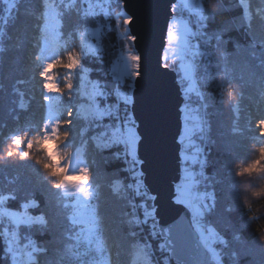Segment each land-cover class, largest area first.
Returning <instances> with one entry per match:
<instances>
[{
    "label": "snow or ice",
    "instance_id": "snow-or-ice-1",
    "mask_svg": "<svg viewBox=\"0 0 264 264\" xmlns=\"http://www.w3.org/2000/svg\"><path fill=\"white\" fill-rule=\"evenodd\" d=\"M22 2L0 0L4 5L0 38L8 35L9 24H15L23 14V33L18 32L8 39H15L17 47L26 38L30 41L29 57L34 56L36 85L40 89V115L38 119L26 118L20 123V113H29L32 102L25 104V93L14 88L20 98L14 117L16 125L0 134V143L9 141L0 161L18 157L21 164L28 162L47 196L42 201L37 199L35 191L24 196L18 195L16 190L0 192V262L42 264L43 259L44 264H53L49 258L52 251L57 257L55 264H119L120 242L130 239L133 264H159L154 259L151 240L162 238L158 250L163 254L164 264H171L173 258L176 264H185L178 252L184 251L189 238H195L196 247L204 257L202 264H239L241 253L233 247V240L244 243L245 255L261 241L248 244L236 232L230 239L210 218L220 208L217 184L226 193H235L238 205L245 209L251 208L250 197H264V181L259 187L244 184L242 189L239 183L264 176V116L256 118L255 128L251 127V120L247 129L239 128L242 91L234 92L226 73L217 78L205 70L201 75L198 60L211 64L212 54L202 50L200 44H192L191 39L197 36L213 39L205 30L206 21L219 13L221 6L216 5L209 11L203 0H171L169 5L171 15L166 21L158 67L175 73L181 96L177 106L181 120L176 141L178 175L169 189V202L178 211L172 223L159 226L157 203L160 197L147 183L144 161L139 156L144 137L141 134L143 121L137 113V84L143 79V58L129 46V42L138 39L127 27L133 17L125 11L115 12L117 17L123 16L122 24L118 20L117 27L125 37L122 47L126 54L121 52L111 61L109 81L101 82L88 78L91 70L85 61L93 57L103 62L101 37L106 23L101 22V16L105 20L112 18L111 0H29L30 7L21 10ZM238 5L245 26L251 29L250 0H238ZM123 7L124 0H118L116 8ZM181 14L186 15L180 18ZM255 14L264 19L260 8L255 9ZM73 16L75 21L71 20ZM192 17H195V31L191 26ZM229 30L217 31V47L223 32ZM88 36L95 37L96 43H86ZM257 43L264 48V40L253 41L252 47ZM4 51L0 41V53ZM57 67L67 73L62 84L54 75ZM86 81L90 92L85 88ZM23 83V80L17 81V84ZM209 87L227 89L222 95L235 117L232 135L247 133L246 144H260L256 148L258 155L245 165L236 164L235 169L231 161L238 157L211 137L207 112L210 105L204 91ZM260 96L264 100V91ZM89 149L99 154L105 164L120 165L106 172L111 177L109 190L121 202L112 228L115 239L106 234V218L100 205L102 185L97 179L98 172L88 162ZM213 149L222 152L224 160L219 161L220 167L210 177L207 168ZM121 173L126 175L121 176ZM12 202H16V207L10 206ZM53 210L54 215L61 218L59 235ZM223 210L231 213L233 208ZM247 219L251 221L253 217L249 215ZM228 227H231L230 221ZM145 229L146 236L142 235ZM262 231L264 224L257 228L258 233ZM45 235L52 239L35 238ZM53 242L61 247L50 250Z\"/></svg>",
    "mask_w": 264,
    "mask_h": 264
},
{
    "label": "trees",
    "instance_id": "trees-1",
    "mask_svg": "<svg viewBox=\"0 0 264 264\" xmlns=\"http://www.w3.org/2000/svg\"><path fill=\"white\" fill-rule=\"evenodd\" d=\"M117 2L118 0H111L112 7H115L118 11H124L123 8H116ZM210 2L211 0H203L205 8L209 11L213 8L209 6ZM214 3L215 7L216 5L221 6L220 11L215 16H212L210 20L206 21L205 29L213 39L209 41L204 36H197L196 38V44H200L203 49L208 50L212 54L211 64H208L204 59L198 60L201 75L204 74L205 70L213 73V76L217 78L226 73L228 79L231 80V86L234 92L238 94L242 91L243 93L238 127L247 129L249 127V121L251 120V127L255 128L256 118L264 116V100L260 96L261 91H264V48H261L258 43L253 48L252 42L264 40V19L259 18L255 14L256 8H260L262 13H264V0H250L253 15L251 29L245 26L246 22L242 16V9L238 5V0H214ZM3 7L4 5L0 3V15H2ZM26 7H30L29 0H23L20 4L21 10ZM116 18L117 16L115 17L113 15L111 19L105 20L101 16V22L106 23L107 21L108 23L103 29V35L101 37V44L104 48L103 62L93 57H89L85 61L86 66L91 70L88 77L91 80H99L101 82L109 81L110 63L116 58L117 49H119ZM71 20L75 21L76 17H71ZM24 21L25 17L21 14L15 24H9L7 29L8 35L0 38L5 48V51L0 53V134L7 133L16 125L14 117L18 111L17 105L20 103V98L13 90L14 88L25 93L23 101L25 104L29 101L32 102L29 113H20V123L23 124L26 118L38 119L40 115V109L38 107L40 103V89L36 85L34 56L29 57V52L31 51L30 41L26 38L21 46L17 47V41L15 39H8V36L15 37L18 32L23 33ZM256 22H258L260 31H255V26H257ZM237 27L239 30H236ZM224 29L230 30L223 32L222 40L219 47H217L215 35L217 31ZM89 41L92 44L96 43L95 37L92 36L86 37V43ZM76 44L77 46L79 45L78 40ZM77 50H79L78 47ZM66 74V71L61 67H57L54 73L58 77V82L61 84ZM18 80H23L24 83L17 84ZM85 88L87 91H91L87 81ZM226 90V88L217 89L215 87L204 89L208 95L207 103L210 105L207 112L209 113L208 119L211 122V137L217 140L221 146L232 150L235 156L238 157L231 161V165L235 169L236 164L245 165L255 158L258 155L256 148L260 144L259 142L255 144L249 142L246 144L247 133L244 136L232 135L231 129L235 117L230 112L223 98L222 93ZM31 135H35V133H31ZM256 135L258 136L259 133L257 132ZM8 143V140L0 143V156L4 154ZM87 159L98 172L97 179L102 185L100 205L101 211L106 218V234L112 239H115L116 234L112 232V228L115 227V221L118 219L121 202L110 192L109 181L111 177L106 175V172L110 173L120 165L115 163L105 164L100 155L96 154L92 149L88 150ZM222 160H224L223 153L213 149L209 156V166L207 168V174L210 177L214 175L215 169L220 167L219 161ZM17 164L21 166L17 168ZM222 170L226 171V169ZM124 175L126 174L121 173V176ZM262 181H264V176H256L251 181L242 180L239 183L242 189L244 184H249L250 187H259ZM9 190H16L20 196L35 191L37 199L42 201L47 196L44 189L39 185L35 171L28 167V162L21 164L18 157L0 161V192ZM216 190L217 194L221 197L219 202L220 208L217 214L210 219L216 222L218 228L227 232L230 239L233 232H236L248 244L257 242L259 240L257 228L264 224V197H250L249 203L251 208L245 209L238 205L235 193H226L219 184L216 185ZM10 206L13 208L16 207V202H12ZM229 206L233 208V211L231 213L224 212L223 209ZM249 215L253 217L251 221L247 219ZM52 217L56 220L57 235H59L61 218L54 215V210ZM228 221L231 222V227H228ZM157 231H159L158 227ZM146 234L147 229H145L142 235L146 236ZM35 238L42 241L52 239L49 235L36 236ZM161 242H163L162 238L159 240L153 238L151 240L154 249V259L159 264H164L163 254L158 250V245ZM130 245V239L121 240L119 264H133L134 256ZM58 247H61L58 242H53L49 245L50 250ZM233 247L241 253L239 264H264V245L259 244L256 248L251 249L247 255L244 254L246 246L243 242L238 243L233 240ZM49 258L55 264L57 257L54 252L50 251ZM42 264H44L43 259ZM171 264L176 263L172 260Z\"/></svg>",
    "mask_w": 264,
    "mask_h": 264
},
{
    "label": "water",
    "instance_id": "water-1",
    "mask_svg": "<svg viewBox=\"0 0 264 264\" xmlns=\"http://www.w3.org/2000/svg\"><path fill=\"white\" fill-rule=\"evenodd\" d=\"M170 3L171 0H124L123 7L133 17L127 27L130 34L137 36L132 43L143 58V79L137 84V113L143 121L141 134L144 137L139 156L144 161L147 183L160 197L157 203L159 226L172 223L178 211L169 202V189L178 175L176 141L181 120L177 106L181 103V96L175 73L158 67L166 21L171 15ZM178 255L185 264H202L204 259L196 247L195 238H189L184 251ZM172 260L176 263L175 258Z\"/></svg>",
    "mask_w": 264,
    "mask_h": 264
},
{
    "label": "rangeland",
    "instance_id": "rangeland-1",
    "mask_svg": "<svg viewBox=\"0 0 264 264\" xmlns=\"http://www.w3.org/2000/svg\"><path fill=\"white\" fill-rule=\"evenodd\" d=\"M251 8H252V7L250 6V11H251ZM112 9H113V15H115V12L118 11V10H116L115 7H112ZM183 16H184V15L181 14V17H180V18H183ZM115 17H116V15H115ZM192 18H193V17H192ZM259 18H260V17H259ZM118 20H119V22L122 24L123 16H120V17H117V18H116V25H117V21H118ZM257 20H259V19H257ZM194 21H195V17H194V20L191 22V24L194 23ZM106 24H108L107 21H106ZM256 25H257V26H255V31H256V30H257V31H260V29H259V27H258V22H256ZM177 27H179V25H177ZM117 28H118V36H119V41H118L119 49H117L116 57L119 56L121 52H125V54H126V49H123V47H122V45H123L124 42H125V37H123V36L121 35L122 29L119 28V27H117ZM129 33H130V32H129ZM129 46L132 48L133 52L137 54V52H136L135 49H134V46H133V43H132V42H129ZM202 50H203V48H202ZM180 127H181V126H180ZM135 258L138 259V256L135 257Z\"/></svg>",
    "mask_w": 264,
    "mask_h": 264
},
{
    "label": "clouds",
    "instance_id": "clouds-1",
    "mask_svg": "<svg viewBox=\"0 0 264 264\" xmlns=\"http://www.w3.org/2000/svg\"><path fill=\"white\" fill-rule=\"evenodd\" d=\"M210 7H215V3H214V0H211L210 2ZM259 240L261 241V244L264 245V231L260 232L259 233Z\"/></svg>",
    "mask_w": 264,
    "mask_h": 264
},
{
    "label": "built area",
    "instance_id": "built-area-1",
    "mask_svg": "<svg viewBox=\"0 0 264 264\" xmlns=\"http://www.w3.org/2000/svg\"><path fill=\"white\" fill-rule=\"evenodd\" d=\"M193 20H194V17L191 18V22H192ZM191 26L193 27V30L195 31V30H196L195 21H194V23L191 24ZM196 38H197V37H194V38L191 39V43H192V44H196Z\"/></svg>",
    "mask_w": 264,
    "mask_h": 264
}]
</instances>
